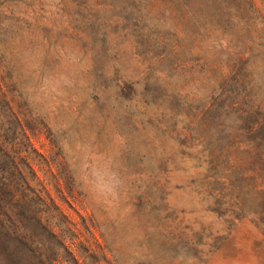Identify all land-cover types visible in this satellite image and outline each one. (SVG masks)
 Here are the masks:
<instances>
[{
  "label": "rangeland",
  "instance_id": "obj_1",
  "mask_svg": "<svg viewBox=\"0 0 264 264\" xmlns=\"http://www.w3.org/2000/svg\"><path fill=\"white\" fill-rule=\"evenodd\" d=\"M223 1L0 0V264H264V178L208 157L264 0Z\"/></svg>",
  "mask_w": 264,
  "mask_h": 264
},
{
  "label": "trees",
  "instance_id": "obj_2",
  "mask_svg": "<svg viewBox=\"0 0 264 264\" xmlns=\"http://www.w3.org/2000/svg\"><path fill=\"white\" fill-rule=\"evenodd\" d=\"M211 6L217 7L216 12L208 14L209 18L219 19L232 15L238 17V7L224 5L223 0H205ZM239 4L250 6L251 13L257 14V9L251 0H236ZM261 26L253 28L245 23L246 31L254 33L253 43H246L243 52L227 61L225 69L220 71V98H222V110L224 113L232 112L237 119L238 128L233 133V139L237 145L233 153L231 150H223L214 156L213 150H209L210 164L226 161L230 168H243L248 166L251 171L264 178V96L259 91L256 74L259 66L264 61V17L261 16ZM208 19V18H207ZM256 26V25H255ZM216 72V70H210ZM215 104H209L207 112H212ZM16 121L18 116L14 113ZM1 147V145H0ZM3 147L0 152H5ZM8 156V153L5 152ZM240 178H245V172H241ZM224 179L232 177L228 172L221 174ZM234 178V177H233ZM264 181V180H263ZM256 198L254 201L260 209L261 222L264 225V182L255 188Z\"/></svg>",
  "mask_w": 264,
  "mask_h": 264
}]
</instances>
